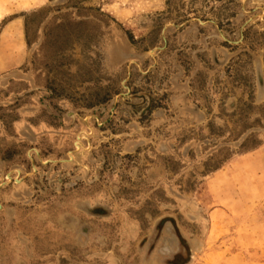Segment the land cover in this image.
Masks as SVG:
<instances>
[{"label": "rangeland", "instance_id": "rangeland-1", "mask_svg": "<svg viewBox=\"0 0 264 264\" xmlns=\"http://www.w3.org/2000/svg\"><path fill=\"white\" fill-rule=\"evenodd\" d=\"M0 264H264V0H0Z\"/></svg>", "mask_w": 264, "mask_h": 264}]
</instances>
